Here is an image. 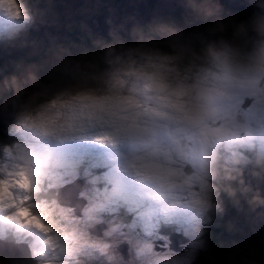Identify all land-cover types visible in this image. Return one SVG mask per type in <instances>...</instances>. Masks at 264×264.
I'll use <instances>...</instances> for the list:
<instances>
[{
  "label": "clouds",
  "instance_id": "1",
  "mask_svg": "<svg viewBox=\"0 0 264 264\" xmlns=\"http://www.w3.org/2000/svg\"><path fill=\"white\" fill-rule=\"evenodd\" d=\"M241 2L244 14L177 0L180 23L109 18L79 57L57 44L50 60L0 67V252L17 264H196L219 247L208 264H264V0ZM40 3L0 0V48L28 45ZM230 208L257 244H213ZM165 229L184 235L183 252L158 250Z\"/></svg>",
  "mask_w": 264,
  "mask_h": 264
},
{
  "label": "rangeland",
  "instance_id": "2",
  "mask_svg": "<svg viewBox=\"0 0 264 264\" xmlns=\"http://www.w3.org/2000/svg\"><path fill=\"white\" fill-rule=\"evenodd\" d=\"M106 3L109 0H54L48 2V0H41L40 8L43 12L42 17L38 20L36 29L32 30L27 37V40L31 38L35 39L37 44L36 46H44V45H68L71 43L68 39H66L65 35H67L68 29L71 25H74L76 22H82L84 17H88L89 15H94L100 12L103 9L95 12L97 8L101 6V2ZM225 6V5H224ZM226 7V6H225ZM241 7L237 8L235 11H239L241 14H244L246 9L242 12L240 10ZM234 10V9H231ZM184 14V10H172L167 13L160 14L158 18L175 19L178 23L182 22V17ZM42 21V22H41ZM86 19L84 20L85 23ZM5 21L0 20V26H3ZM80 28V27H79ZM77 29V28H76ZM21 41L17 40L14 42V47L5 46L4 48H0L4 52L11 53L18 47H21ZM25 47H28L25 46ZM55 49H53L54 51ZM52 52H46L44 54V58L50 60L52 58ZM33 52V48L31 47L27 54ZM21 55L14 57L12 59L13 62L21 61ZM54 62V61H53ZM47 68V67H46ZM50 70L49 68L46 71ZM7 122V121H6ZM6 122L3 124L4 128L6 126ZM242 222L248 221L244 216H240ZM247 222H245L246 224ZM248 224V223H247ZM251 229V225L248 224ZM260 232H264V224L259 225ZM249 234V233H248ZM247 234V235H248ZM260 234V233H259ZM256 238V236H254ZM187 239L184 237L182 233L171 232L167 229L159 232L155 237V244L160 251H164L165 249H171L175 252H183V245L187 244ZM126 248V247H125ZM123 248L122 250H125ZM202 254V251L199 252V257ZM197 260V262H198ZM196 262V264H198Z\"/></svg>",
  "mask_w": 264,
  "mask_h": 264
},
{
  "label": "trees",
  "instance_id": "3",
  "mask_svg": "<svg viewBox=\"0 0 264 264\" xmlns=\"http://www.w3.org/2000/svg\"><path fill=\"white\" fill-rule=\"evenodd\" d=\"M54 1V0H51ZM103 2V1H102ZM102 2L101 6L95 10V12L99 11L102 9ZM51 3V2H50ZM225 5V4H224ZM226 6V5H225ZM226 9H234L233 7L226 6ZM246 9V5L244 4L240 10L243 12ZM234 10H237L235 8ZM163 14V13H162ZM156 16L155 18H158ZM87 19L84 17V20ZM84 20L82 22H76L74 25H71V27L68 29L67 33H70L74 31L76 28L81 27L84 24ZM142 23H147V22H142ZM93 34H99L98 32H92ZM106 37V36H105ZM69 40L71 43H69L67 46L64 45L65 47H68L70 51L72 52L73 57H79L81 50L84 47H90V42L87 39V32L86 33H81L75 37H66L65 40ZM32 41H35V45L32 44ZM28 47H18L15 50H13L11 53L4 52L3 50L0 49V67H3L5 71L11 72L13 70V64L15 62L12 61L14 57L20 56L21 55V60L25 62H31L35 61L37 63L43 62L47 60V58H44V54L46 52H52V50H49L51 45H44V46H36L37 42L35 39L31 38L28 40ZM33 48V52L30 54H27L30 48ZM47 69V68H46ZM45 69V71H46ZM9 119L7 115L0 117V134L3 133L4 131V126L3 124ZM244 216L243 214H238L234 209H229L227 215L224 217V220L221 221V226L216 227L213 226L212 228L209 229V232L212 235V242L213 244L218 243L219 241H231L233 239L235 240H245L248 239L252 244H257L258 243V237H254L252 235L250 226L248 225V221L242 222L240 219V216ZM245 217V216H244ZM246 218V217H245ZM233 221L236 224L237 231L233 233H229L226 230V225L228 221ZM247 220V219H246ZM245 222H247L245 224ZM249 233V234H248ZM248 234V235H247ZM260 237L264 238V232H260L259 234ZM221 249L219 247H212L209 248L206 251L202 250V254L200 255V258L198 260V264H208V261L206 257L209 255V253H219Z\"/></svg>",
  "mask_w": 264,
  "mask_h": 264
},
{
  "label": "water",
  "instance_id": "4",
  "mask_svg": "<svg viewBox=\"0 0 264 264\" xmlns=\"http://www.w3.org/2000/svg\"><path fill=\"white\" fill-rule=\"evenodd\" d=\"M223 3L234 9L244 5L241 0H223ZM102 5L103 9L100 12L89 15L80 28L68 33L65 37H75L81 33H86L88 30L107 36L109 25L106 21L109 18L116 24L130 18H135L136 21L142 23L149 22L162 13L183 9L177 0H109L106 3L102 2ZM131 22L129 20V23ZM1 254L0 252V258L3 259L4 264H17L18 254L12 252L7 258L2 257Z\"/></svg>",
  "mask_w": 264,
  "mask_h": 264
},
{
  "label": "bare ground",
  "instance_id": "5",
  "mask_svg": "<svg viewBox=\"0 0 264 264\" xmlns=\"http://www.w3.org/2000/svg\"><path fill=\"white\" fill-rule=\"evenodd\" d=\"M122 251H124L125 252V254H127V250H122ZM2 254V257H4V258H7L8 257V255L10 254V253H12V252H10V251H8V250H4L3 252H1ZM16 258V257H15ZM17 259V258H16Z\"/></svg>",
  "mask_w": 264,
  "mask_h": 264
}]
</instances>
